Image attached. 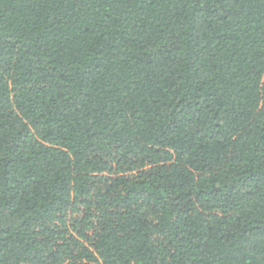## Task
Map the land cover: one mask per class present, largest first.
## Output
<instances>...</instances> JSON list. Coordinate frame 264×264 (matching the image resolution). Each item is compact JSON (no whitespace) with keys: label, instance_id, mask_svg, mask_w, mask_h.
Segmentation results:
<instances>
[{"label":"trees","instance_id":"trees-1","mask_svg":"<svg viewBox=\"0 0 264 264\" xmlns=\"http://www.w3.org/2000/svg\"><path fill=\"white\" fill-rule=\"evenodd\" d=\"M0 264H264V0H0Z\"/></svg>","mask_w":264,"mask_h":264}]
</instances>
